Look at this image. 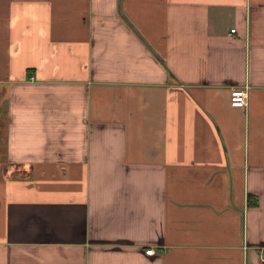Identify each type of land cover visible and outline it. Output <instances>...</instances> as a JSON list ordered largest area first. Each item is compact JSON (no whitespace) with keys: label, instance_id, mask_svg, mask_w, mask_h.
Masks as SVG:
<instances>
[{"label":"crops","instance_id":"crops-1","mask_svg":"<svg viewBox=\"0 0 264 264\" xmlns=\"http://www.w3.org/2000/svg\"><path fill=\"white\" fill-rule=\"evenodd\" d=\"M263 249L264 0H0V264Z\"/></svg>","mask_w":264,"mask_h":264},{"label":"built area","instance_id":"built-area-1","mask_svg":"<svg viewBox=\"0 0 264 264\" xmlns=\"http://www.w3.org/2000/svg\"><path fill=\"white\" fill-rule=\"evenodd\" d=\"M234 31V30H233ZM248 90L247 88H233L231 90V104L234 107H244L248 105ZM147 254H153L155 249H148ZM261 259L264 261V249L261 251Z\"/></svg>","mask_w":264,"mask_h":264},{"label":"trees","instance_id":"trees-1","mask_svg":"<svg viewBox=\"0 0 264 264\" xmlns=\"http://www.w3.org/2000/svg\"><path fill=\"white\" fill-rule=\"evenodd\" d=\"M249 198H250V202H252V203L255 202L256 203V201L253 199V197L250 196Z\"/></svg>","mask_w":264,"mask_h":264}]
</instances>
